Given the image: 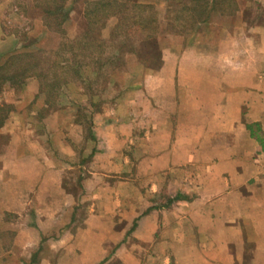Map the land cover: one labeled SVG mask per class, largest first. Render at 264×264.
Instances as JSON below:
<instances>
[{
  "label": "crops",
  "instance_id": "crops-1",
  "mask_svg": "<svg viewBox=\"0 0 264 264\" xmlns=\"http://www.w3.org/2000/svg\"><path fill=\"white\" fill-rule=\"evenodd\" d=\"M211 1L132 95L92 115L83 154L59 141L88 165L57 161L10 112L0 220H16L0 264H264V152L247 128L264 132V0L229 23Z\"/></svg>",
  "mask_w": 264,
  "mask_h": 264
},
{
  "label": "trees",
  "instance_id": "trees-1",
  "mask_svg": "<svg viewBox=\"0 0 264 264\" xmlns=\"http://www.w3.org/2000/svg\"><path fill=\"white\" fill-rule=\"evenodd\" d=\"M165 1H168L167 4L169 5L183 3L188 8L189 22L191 21L190 28H193V31L197 30L199 23L207 20L205 14L209 3L208 0ZM211 2V6L218 4V0H212ZM34 3L36 5L39 4L43 12L41 19L45 28L48 29L47 31L57 32L63 40H60L58 50L53 53H49V51L43 50L41 47L30 49L25 44L21 45L19 50L9 53L1 52L0 90L19 92L20 90L23 91V86L27 83H35L34 99L43 95V98H45L44 105L50 106L51 104V108L56 110L58 109L54 106V100L56 99L53 97L55 92L51 90L58 83L61 87L75 81L81 83L80 81L82 80L84 95L88 97L87 105L91 109L87 122L91 125L92 115L102 110L100 108L102 103L97 100L99 98L95 99L98 95L96 94L97 91L99 92V84L97 83L96 89H94V84L98 81L89 78L87 76L88 72L93 75L96 74V77L100 78L103 74L98 73L101 67L105 64H109V67H111L116 60L119 62L120 59V68H117L123 71V55L127 53L126 49L122 48L130 46L131 55H135L137 63L144 70H155L161 64V48L158 44L159 26L158 22H156L155 12L151 10L154 8L153 5L149 6L150 17H142L136 20L132 19L133 16L130 14H134L137 8L143 6L138 0H40V3L39 0H34ZM171 11L172 9L169 10V12ZM71 12L78 15L80 30L77 31L73 39L66 38L64 28V24L70 18ZM109 19L115 20L110 33L112 37L104 38L101 34L102 26ZM124 23H127V25ZM182 34H185V32H177L173 35ZM132 35L134 36V42L129 45L127 39H131ZM121 36H123V39L115 44V49L109 47V44L113 43L114 39ZM61 50L63 55L60 54ZM119 70H111L107 74L104 82L105 86L106 84L115 86L118 82L123 83L126 75L124 72L123 77L117 78V75L120 74ZM138 84L139 81H133L129 89L137 88ZM5 105L3 103L0 104V127L3 126L9 113L14 110L13 106L10 108ZM78 117L84 118L85 115L79 114ZM247 128L258 140L257 151L264 152V132L261 131L258 125L248 124ZM88 133L90 138H92L90 128ZM3 137V134L0 133V140ZM3 143L4 141H0L1 145Z\"/></svg>",
  "mask_w": 264,
  "mask_h": 264
},
{
  "label": "rangeland",
  "instance_id": "rangeland-1",
  "mask_svg": "<svg viewBox=\"0 0 264 264\" xmlns=\"http://www.w3.org/2000/svg\"><path fill=\"white\" fill-rule=\"evenodd\" d=\"M138 2L143 4V6L141 8H137L135 13L130 15L133 16L132 19L136 20L142 17H150L151 15L149 6H154L155 9L152 8L151 10L155 12V16L157 17L156 22H158L159 26L158 44L161 50L163 47L175 41L176 37H174V33H183L184 31L185 34H187L191 31L189 30L191 21L189 22L188 8L185 7L183 3L169 5L167 4L168 1L165 0H138ZM239 3L244 5L248 14H251V10L255 7L253 0H233L232 3H229L225 0H218L219 8L224 9L223 15L224 18H226L224 19L225 22L229 23L230 19L235 22L233 16L230 15V10H232V6H238ZM171 9L172 11L169 12ZM42 14L43 12L39 4L36 5L34 0H0V53H9L14 50H19L20 46L24 44L30 49L41 47L43 50L49 51V53L56 52L59 48L58 46L60 40L63 39L57 32L47 31L48 29L45 28L41 19ZM215 15L218 16L219 14ZM216 16H214V18H216ZM69 17L70 18L68 21L64 24L65 35L66 38L73 39V37L76 36L77 31H80L78 24L79 19L78 15L72 12L70 13ZM114 24L115 20L109 19L106 21L105 25L102 26L103 29L101 34L104 38L112 37L110 33ZM124 24L127 25V23ZM122 39L123 36L114 39L113 43L111 42V44H109V47L115 49V44L120 42ZM127 42H129L128 44L131 45V43L134 42V36L131 37V39H127ZM106 45L108 46V44ZM129 48H131V46L122 48L126 49L127 53L123 55V71L121 69L119 70V66L121 64L120 59L119 62L116 60L115 64H112L111 67H109V64H105L103 67H101L98 73H103L104 75L102 74L100 78L96 77V74L93 75L90 72L87 73L89 78H93L95 81H98L96 84H94V89H96L98 83L100 93L97 91L96 94L98 95L95 99L99 98L97 100L101 101L102 104L100 108L102 110L112 106L114 103H119L120 101L127 99V95L133 94H131V89H129L131 83L133 81L140 80L137 79V77L139 78L141 69L143 67L137 63L135 55H131L132 53L129 51ZM62 52L63 51L61 50V55H63ZM94 69L96 68L94 67ZM115 69L120 71V74L117 75V78L121 76L123 77L125 72L126 76L123 80V83L118 82L115 86L109 84H106L105 86L104 82L106 80L107 74H109L111 70L114 71ZM80 82L81 83L75 81L74 83H68L66 85H62L61 87L58 83V85L51 90L52 92H55L53 97L56 99L54 100V106L58 108L56 110L51 108V104L50 106L44 105L45 98H43V95H40L34 99V89L36 87L35 83H27L23 86V91L20 90L19 92H7L5 90H0V104H6L5 106L10 108L13 106L14 111L20 110L22 116L25 119L30 120V124H33L35 132L41 136V139L47 146V149L50 151H55L56 160L63 163L64 165L74 164V170L79 169V167L76 166L78 164L88 165L91 157L81 158V155H76L75 158L68 157L62 151H60L59 141H68L71 143V146L75 148L76 152L82 154L84 152L83 150L86 148L87 142H91L88 133L89 128L91 129V125H89L87 122L91 109L87 105L88 97L84 95L82 80ZM54 113H57L56 117L58 118V121L55 122H58V124L53 127L50 125H48V127L45 126V123L42 122L43 119L48 118V116H52ZM79 114L85 115V117L79 118ZM15 115L18 116V114ZM2 134L4 137L0 141L3 142L8 140V134ZM20 134H24V132L20 131ZM45 134L46 136H44ZM81 178L82 177L80 176V180ZM8 220L15 222L16 217L9 216L5 213L0 220L1 261L6 259L5 257L7 254H5V251L11 241L10 232L12 228L11 226L7 227V224L9 225ZM165 259L166 256L161 258V261ZM125 260L126 259H124V257H120L117 254L112 258V262L110 264H123L124 262L122 261Z\"/></svg>",
  "mask_w": 264,
  "mask_h": 264
}]
</instances>
